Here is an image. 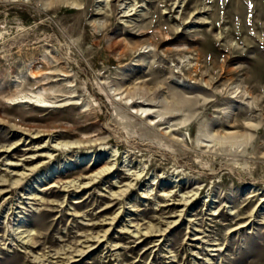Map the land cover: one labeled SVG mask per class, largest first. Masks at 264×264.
<instances>
[{
    "label": "rangeland",
    "instance_id": "1",
    "mask_svg": "<svg viewBox=\"0 0 264 264\" xmlns=\"http://www.w3.org/2000/svg\"><path fill=\"white\" fill-rule=\"evenodd\" d=\"M0 264H264V0H0Z\"/></svg>",
    "mask_w": 264,
    "mask_h": 264
},
{
    "label": "bare ground",
    "instance_id": "2",
    "mask_svg": "<svg viewBox=\"0 0 264 264\" xmlns=\"http://www.w3.org/2000/svg\"><path fill=\"white\" fill-rule=\"evenodd\" d=\"M182 103H183V102H182ZM41 106H43V105H41ZM31 158H32V157H31ZM13 166H17V164H13ZM98 172H99V171H98ZM1 181L4 182L5 180H2V179H1ZM25 237H26V236H25ZM96 237H97V236H96ZM95 240H96V239H95ZM97 241H98V239H97ZM27 242H28V241H27ZM82 254H83V252H82ZM78 255H79V254H78ZM80 255H81V254H80ZM69 259H70V258H68V260H69ZM39 262H40V261H39ZM46 262H47V261H46Z\"/></svg>",
    "mask_w": 264,
    "mask_h": 264
}]
</instances>
